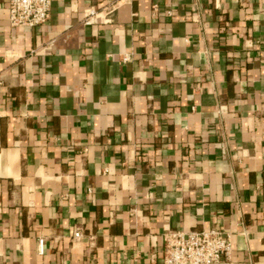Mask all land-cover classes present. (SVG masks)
Wrapping results in <instances>:
<instances>
[{"label":"crops","instance_id":"crops-1","mask_svg":"<svg viewBox=\"0 0 264 264\" xmlns=\"http://www.w3.org/2000/svg\"><path fill=\"white\" fill-rule=\"evenodd\" d=\"M9 3L0 264H164L167 231L214 227L264 264V0H53L26 28Z\"/></svg>","mask_w":264,"mask_h":264},{"label":"built area","instance_id":"built-area-1","mask_svg":"<svg viewBox=\"0 0 264 264\" xmlns=\"http://www.w3.org/2000/svg\"><path fill=\"white\" fill-rule=\"evenodd\" d=\"M52 4L53 0H10L7 15L13 27H40L50 19ZM97 15L94 10L88 11L84 23L91 24ZM130 60L129 55L123 58L124 62ZM82 238L80 229L74 232L73 240ZM42 243L43 240L40 241ZM164 243V264H234L233 235L219 227L190 233L167 231Z\"/></svg>","mask_w":264,"mask_h":264}]
</instances>
